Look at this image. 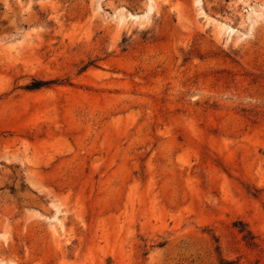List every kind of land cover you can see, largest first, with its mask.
<instances>
[{
  "label": "rangeland",
  "instance_id": "1",
  "mask_svg": "<svg viewBox=\"0 0 264 264\" xmlns=\"http://www.w3.org/2000/svg\"><path fill=\"white\" fill-rule=\"evenodd\" d=\"M0 264H264V0H0Z\"/></svg>",
  "mask_w": 264,
  "mask_h": 264
},
{
  "label": "trees",
  "instance_id": "2",
  "mask_svg": "<svg viewBox=\"0 0 264 264\" xmlns=\"http://www.w3.org/2000/svg\"><path fill=\"white\" fill-rule=\"evenodd\" d=\"M44 82L42 81H34L32 85L30 86L31 89L39 88ZM249 233V232H248Z\"/></svg>",
  "mask_w": 264,
  "mask_h": 264
}]
</instances>
